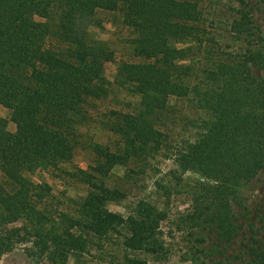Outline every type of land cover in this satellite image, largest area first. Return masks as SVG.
Instances as JSON below:
<instances>
[{"label":"trees","instance_id":"16d2710c","mask_svg":"<svg viewBox=\"0 0 264 264\" xmlns=\"http://www.w3.org/2000/svg\"><path fill=\"white\" fill-rule=\"evenodd\" d=\"M213 1L0 0V104L15 125L9 131L0 116V257L30 243L50 264L70 256L88 264L93 250L115 242L116 264L146 263L130 253L160 258L166 211L144 198L125 214L109 210L127 187L107 179L117 166L144 173L163 156L200 177L190 193L199 230L190 253L214 262L245 224L249 264H264V0H231L227 21ZM104 19L130 33L133 59L115 62L114 83L139 99L101 120L112 144L85 142L93 165L68 170L85 146L89 110L110 91L104 65L114 50L91 30ZM225 38L239 43L225 48ZM42 169L77 178L85 194L54 205L51 186L29 176ZM249 188L260 196L247 197Z\"/></svg>","mask_w":264,"mask_h":264},{"label":"rangeland","instance_id":"374dc122","mask_svg":"<svg viewBox=\"0 0 264 264\" xmlns=\"http://www.w3.org/2000/svg\"><path fill=\"white\" fill-rule=\"evenodd\" d=\"M213 3H215L213 5L215 9L222 7V13L227 16L226 21L230 19L234 12V8H232L234 4L231 0H214ZM213 13L214 11L210 10L211 18L217 19V21L223 18L221 13L216 15ZM216 25L222 24L220 22ZM217 28L218 26H215V29H212L209 24L210 31L216 33L221 30ZM91 30L96 37L106 41L114 50V61H108L104 65L105 77L110 82V91L107 98L96 101V105L89 110L91 118L81 129L83 132L81 138L85 146H76L71 161L64 166L68 170L85 169L93 165L95 155L85 142L112 144V135L102 126L101 120L113 110L124 112L130 110L139 99L129 87H122L114 83L115 62L120 59H133L127 41L130 33L125 28L105 19L100 28L92 27ZM223 43L225 48H229L232 45L236 46L239 41L225 38ZM0 116L7 120V129L14 131L15 125L9 119V110L1 104ZM129 168L130 166H117L112 169L107 179L110 185L114 181L119 182L122 179L127 187L126 196L120 202L109 203V210L125 214L135 201L144 198L167 213L166 218L161 222L166 248L164 255L154 258L139 253H130L131 256L145 258V264H249L248 248L252 243V235L245 224L237 238L230 243L220 245L222 252L212 257L214 262L190 253L196 233L199 231L189 219V213L192 211L191 186L200 180L197 174L191 171L180 173L176 170L177 166L173 160L163 156L152 160L144 173L137 174L129 171ZM174 174L179 177V181L173 178ZM126 175H129L127 180ZM29 176L35 182H45L51 186L54 205L69 206L71 199L84 195L86 191L85 185L80 180L65 173L42 169L29 174ZM244 194L249 198L260 196L257 190L252 188L244 190ZM233 211L235 216L239 217L238 223H243L244 219L240 216L239 208L235 206ZM260 233H262L261 229ZM30 245V243L16 244L10 251L1 255L0 264H50L46 258L33 256ZM120 253L119 245L111 242L104 244L99 250H93L86 259L88 264H116L113 256ZM66 264H74V258L70 256Z\"/></svg>","mask_w":264,"mask_h":264}]
</instances>
